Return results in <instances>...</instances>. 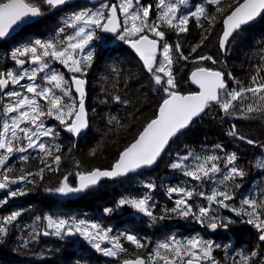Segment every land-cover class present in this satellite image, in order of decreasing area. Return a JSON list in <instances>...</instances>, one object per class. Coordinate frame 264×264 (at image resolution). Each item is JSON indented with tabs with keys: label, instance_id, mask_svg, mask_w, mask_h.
I'll use <instances>...</instances> for the list:
<instances>
[{
	"label": "snow or ice",
	"instance_id": "6c2138e0",
	"mask_svg": "<svg viewBox=\"0 0 264 264\" xmlns=\"http://www.w3.org/2000/svg\"><path fill=\"white\" fill-rule=\"evenodd\" d=\"M187 3L188 0H100L66 13L48 38L30 40L8 53L13 67L0 68V190H7L0 205L28 194V189L11 186L35 185L36 177L43 181L46 173L60 171L65 154L62 145L55 141L61 130L78 137L90 128L86 74L95 58L92 42L99 31L114 34L134 51L156 89L162 90L161 102L153 118L119 152L110 168L80 170L76 161L75 185L69 182V175L73 174L69 173L44 191L61 196L82 193L104 178L124 177L154 165L172 139L212 106L234 120L264 119V55L260 63L251 66L249 78L244 81L232 72L206 66V62L216 65L218 60L199 52L222 24L218 49L226 53L238 32L264 17V0H204L195 5V10L184 11L181 6ZM68 4L69 0H0V40L11 38L21 25L60 11ZM213 8L214 11L208 10ZM193 20L203 31L199 42L185 54L180 37L190 31ZM169 32L176 35L175 43L169 42ZM258 43L264 45V41ZM260 50L264 52V47ZM180 61L195 65L188 80L197 87L196 91L185 94L179 90L174 66ZM57 63L66 73L54 67ZM111 71L120 74L115 66ZM111 99L120 104L129 102L119 94H113ZM53 120L56 123H51ZM108 123L120 124L114 116ZM226 134L264 149V142L242 134L235 123ZM94 152L95 149L90 154ZM13 159L20 161L18 172L9 166ZM33 159L40 162L35 171L25 167ZM256 166L264 168V161ZM170 167L188 179L166 188L165 194L170 200L174 198V205L164 208L160 216L154 214L157 206L150 195L157 187L153 182L144 184L147 191L142 196H123L115 207H105L103 212L110 215L130 207L153 222L175 216L216 232L237 223L231 216L221 214V210H227L239 218V223L254 228L258 236L256 248L234 254L231 264H264V189L243 196L239 206H234L237 190L242 187L237 178L248 175L237 163V155L227 152L224 145L215 144L208 152L188 150L177 154ZM213 184L210 191L206 190V185ZM23 211L0 215V242ZM33 225L32 240L41 234L61 239L78 235L103 256L118 258L120 264H221L214 254L221 245L200 233L189 237L172 235L152 247L134 233L113 234L112 228L99 221L44 215L36 216ZM122 241L140 251L128 256ZM28 243L25 240L23 246ZM122 253L125 256L121 257Z\"/></svg>",
	"mask_w": 264,
	"mask_h": 264
},
{
	"label": "trees",
	"instance_id": "16d2710c",
	"mask_svg": "<svg viewBox=\"0 0 264 264\" xmlns=\"http://www.w3.org/2000/svg\"><path fill=\"white\" fill-rule=\"evenodd\" d=\"M150 2L155 3L156 0ZM200 2L203 3L202 0H191L190 10H194L195 5ZM181 7L183 9V6ZM208 10L214 11V8ZM62 12L60 10L47 13L39 21L28 26L26 30L29 31L25 35L15 34L1 42L0 68L13 67V62L7 56L14 47L33 39H45L54 34L59 27ZM51 20H55L57 26L51 24ZM221 30L222 24L217 26L199 52L213 55L218 60L216 65L206 62V66L224 69L225 72H232L236 78L246 81L251 66L260 63V57L264 55L260 50L264 45L258 43L264 41V17L238 32L226 53H221L218 49V35ZM202 31L203 29L193 20L190 31L180 37L185 54L199 42ZM168 38L170 43H175L177 39L172 32L168 33ZM92 48L95 58L86 74V107L90 117V128L79 139L61 130L60 136L55 141L62 145L65 154L59 172L46 173L43 181L36 177L35 185L11 186L22 187L29 191L25 196L12 198L6 205H0V215H6L13 210H24L9 235L0 242V264H78V262L79 264H120L118 258L103 256L78 235L63 239L51 236L49 240H43L41 235H38L32 240L30 233L35 227L33 220L36 216L44 215L99 221L105 227L112 228L113 234L128 231L145 242H150L152 247L172 235L189 237L200 233L205 239L221 245L214 253L221 264H231V257L234 254L245 250L250 252L256 248L258 241L256 230L249 225L239 223V218L227 210H221V214L231 216L237 223L228 230L212 232L193 220H182L175 216L153 222L149 217L130 207L118 209L110 215H106L103 209L115 207L116 202L123 196H142L147 191L144 184L153 182L157 187L150 195L157 206L154 214L160 216L164 208L174 205V198L170 200L165 194L166 188L188 179L181 172L170 167L177 154H186L188 150L197 153L208 152L215 144H222L227 152H234L237 155V163L248 173L247 176L237 178L236 181L242 185L237 190L238 195L233 202L234 206L238 207L243 196L264 189V168L256 166L264 161V149L248 145L239 139L229 137L226 133L231 124L235 123L242 134L264 142V119L259 117L234 120L219 112L216 106H212L196 119L188 130L171 142L153 169L130 174L124 178H115L112 182L103 181L96 188L71 200L60 199L58 194L44 191L46 187L56 186L58 180L69 173H73L69 175V182L75 185L76 161H79L80 170L110 167L119 152L131 143L143 126L153 118L161 102L162 90L156 89L150 76L123 41L116 37H104L98 32L97 38L92 42ZM56 66L60 65L55 64L54 67ZM112 66L120 70L119 75L111 71ZM194 67L191 61H180L174 66L179 90L182 93L194 91L188 80ZM60 70L65 73L67 71L62 66ZM113 94H119L129 102L117 103L111 99ZM113 116L120 122L119 125L108 123L109 118ZM51 123L56 122L53 120ZM73 144H75L74 148H72ZM69 148H72L71 152ZM93 149H95L94 154H90ZM9 166L18 172L20 161L13 159L9 162ZM39 166L38 159L30 160L25 165L33 171ZM214 186L213 184L205 187L210 191ZM6 195L7 190H0V198ZM25 240L29 241L26 247L23 246ZM122 242L128 249V256L140 251L129 242ZM104 246H108L107 243ZM146 251L147 249L144 250L145 253ZM123 256L125 254L122 253L121 257Z\"/></svg>",
	"mask_w": 264,
	"mask_h": 264
},
{
	"label": "water",
	"instance_id": "95a60500",
	"mask_svg": "<svg viewBox=\"0 0 264 264\" xmlns=\"http://www.w3.org/2000/svg\"><path fill=\"white\" fill-rule=\"evenodd\" d=\"M77 2H83V3H86V4H88V5H93V4H98L99 2H100V0H69V4L68 5H71V4H74V3H77ZM42 18V17H41ZM41 18H39L38 20H36L35 22H29L28 24H24V25H21L20 27H18V28H16V30H15V32H13L12 34H11V37H13L15 34H18L23 28H25V27H27V26H30V25H32V24H34V23H36L37 21H39ZM261 18H258L257 19V21L256 22H258L259 20H260ZM255 22V23H256ZM101 33H102V35H104V36H107V37H115L114 36V34H112V33H106V32H103V31H101ZM7 39H9V38H7ZM7 39H3V40H0V43L2 42V41H5V40H7ZM125 46L130 50V52L135 56V58L139 61V59H138V57L136 56V54L134 53V51L127 45V44H125ZM140 62V61H139ZM140 64L142 65V63L140 62ZM191 73V72H190ZM190 75V74H189ZM189 84H190V86L194 89V91H196L197 90V87L195 86V85H192L190 82H189ZM186 93H188V92H186ZM185 93V94H186ZM198 119V118H197ZM196 120V119H195ZM186 130H188V128L186 129ZM186 130H184V131H186ZM87 131V130H86ZM183 131V132H184ZM182 132V133H183ZM181 133V134H182ZM181 134H179V135H181ZM84 135V134H83ZM83 135H81V136H83ZM178 135V136H179ZM81 136H78V137H74L75 139H79ZM178 136H176V137H174L173 139H172V141L175 139V138H177ZM171 141V142H172ZM171 142L169 143V145L171 144ZM169 145H168V147H169ZM167 147V148H168ZM167 150V149H166ZM166 152V151H165ZM164 152V153H165ZM163 153V154H164ZM163 154H162V156H163ZM161 156V157H162ZM160 157V158H161ZM160 158H159V160H160ZM158 160V161H159ZM158 161H157V163H158ZM157 163H155L154 165H152V166H150V167H147V168H143V169H139V170H137V172L136 173H139V172H141V171H144V170H151V169H153L156 165H157ZM108 168H110V167H108ZM101 169H104V168H101ZM131 174H134V173H131ZM128 175H130V174H128ZM127 175V176H128ZM124 177H126V176H124ZM124 177H115V178H124ZM115 178H104V179H102L97 185H95V186H93L91 189H94V188H96L101 182H103V181H107V182H112ZM75 183H76V180H75ZM91 189H89V190H91ZM86 191H88V190H86ZM85 191V192H86ZM84 192H82V193H72V194H69V195H67V196H61V195H59V198L60 199H69V200H71V199H74V198H77V197H79V196H81L82 194H83ZM70 237H73V236H70ZM41 238L43 239V240H49L50 238H51V236H44V235H42L41 234Z\"/></svg>",
	"mask_w": 264,
	"mask_h": 264
},
{
	"label": "rangeland",
	"instance_id": "374dc122",
	"mask_svg": "<svg viewBox=\"0 0 264 264\" xmlns=\"http://www.w3.org/2000/svg\"><path fill=\"white\" fill-rule=\"evenodd\" d=\"M203 2H204V0H202ZM201 3V2H200ZM200 3H198V4H200ZM83 4H84V6H92V5H88V4H86V3H83V2H77V3H74V4H72L71 5V9H62V14H63V16L66 14V13H68V12H71V11H73L74 9H76V8H79V7H84L83 6ZM73 5H75V6H73ZM197 5V4H196ZM190 7H191V0H188V3L186 4V5H183V10L184 11H187V10H190ZM195 10V9H194ZM62 16V17H63ZM49 17H51V16H49ZM52 18V17H51ZM51 24H53V25H56L57 26V23H56V21L55 20H51ZM31 26V25H30ZM28 27V26H27ZM26 27V28H27ZM26 28H24V29H22L18 34H20V35H25L26 34V32L27 31H29V29H27L26 30ZM100 32V31H99ZM58 64V63H57ZM59 65V64H58ZM56 68H58V69H60V66H56Z\"/></svg>",
	"mask_w": 264,
	"mask_h": 264
},
{
	"label": "flooded vegetation",
	"instance_id": "af4514ba",
	"mask_svg": "<svg viewBox=\"0 0 264 264\" xmlns=\"http://www.w3.org/2000/svg\"><path fill=\"white\" fill-rule=\"evenodd\" d=\"M72 5V4H71ZM71 5H68L67 7H65V8H63V9H71L72 7H71ZM73 6H75V5H73ZM49 16V15H48Z\"/></svg>",
	"mask_w": 264,
	"mask_h": 264
}]
</instances>
